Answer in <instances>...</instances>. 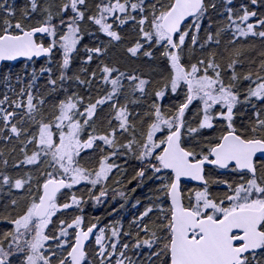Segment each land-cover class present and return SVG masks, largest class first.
<instances>
[{
    "label": "snow or ice",
    "instance_id": "6c2138e0",
    "mask_svg": "<svg viewBox=\"0 0 264 264\" xmlns=\"http://www.w3.org/2000/svg\"><path fill=\"white\" fill-rule=\"evenodd\" d=\"M0 264H264V0H0Z\"/></svg>",
    "mask_w": 264,
    "mask_h": 264
},
{
    "label": "trees",
    "instance_id": "16d2710c",
    "mask_svg": "<svg viewBox=\"0 0 264 264\" xmlns=\"http://www.w3.org/2000/svg\"><path fill=\"white\" fill-rule=\"evenodd\" d=\"M21 2V0H17V3H20Z\"/></svg>",
    "mask_w": 264,
    "mask_h": 264
}]
</instances>
